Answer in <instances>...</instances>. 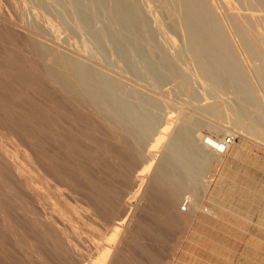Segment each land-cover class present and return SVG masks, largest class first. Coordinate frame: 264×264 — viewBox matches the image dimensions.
<instances>
[{
  "label": "rangeland",
  "instance_id": "374dc122",
  "mask_svg": "<svg viewBox=\"0 0 264 264\" xmlns=\"http://www.w3.org/2000/svg\"><path fill=\"white\" fill-rule=\"evenodd\" d=\"M175 1L138 0L171 33L167 50L184 47L187 31L174 15L184 10L219 22L238 55L228 53L238 70L232 65L222 86L199 89L197 99L187 78L156 89L96 59L73 33L65 39L71 61L113 79L129 101L141 108L138 95L161 101L149 110L161 120L157 132L143 135L134 120L114 119L87 89L73 86L56 43L47 59L34 55L40 81L0 61V264H94L118 226L128 232L115 264H264V0H226L231 10L224 0H188L183 9ZM53 74L69 76L58 83ZM236 85L255 100L245 117L233 113L247 95ZM240 120L261 125L251 133L235 126ZM180 129L199 136L195 146L212 137L230 140L229 147L222 156H193L183 170L166 149ZM161 130L169 131L154 156L148 149Z\"/></svg>",
  "mask_w": 264,
  "mask_h": 264
},
{
  "label": "bare ground",
  "instance_id": "6f19581e",
  "mask_svg": "<svg viewBox=\"0 0 264 264\" xmlns=\"http://www.w3.org/2000/svg\"><path fill=\"white\" fill-rule=\"evenodd\" d=\"M187 2L188 0H176L175 4L182 8V5ZM224 3L231 10L226 0ZM213 14L215 15L214 12ZM174 15L186 29L187 37L185 36L184 47L169 44L167 50L166 43L170 42L171 33L162 27V23L153 22L146 15L145 8L138 4V0L136 3L135 0H0V33H4L0 61L7 65L17 66L30 75L33 73L31 76L39 80L42 73L40 74V69L37 67L39 61H36L34 55L40 56V59H47V55L54 53L51 51V46L54 47L56 43L55 48L59 46V49L55 55L67 70L73 72L72 78L76 83L73 86L83 90L87 89L94 100L106 106L107 112L114 119L117 115L126 122L134 120L140 128V133L147 135L161 128V120L149 111L152 106L160 109L161 101L154 97L137 94L143 106L141 108L129 101L127 96L117 92L119 84L113 79L95 76L94 72L84 67L79 61H71L65 45L66 33L71 32L81 38L83 48L96 59L106 61L115 69L136 77L156 89L167 86L168 81L172 83L181 77L187 78L186 85L193 98L197 99L199 89L204 88L209 91L208 89H213L215 86H222L225 74L229 73L232 65L235 66L233 67L235 70H238L239 65L231 60L228 53L233 52L236 58L238 55L234 51L229 35L220 27L219 22L217 24L203 16H193L191 12L184 10L182 12L178 10L177 13L174 12ZM243 17L245 16L234 18ZM142 41L148 44V49L143 47ZM159 52L166 54L168 59L159 58L157 56ZM68 76L67 74H53L58 83L64 82ZM235 89L240 94H247L242 85H236ZM175 91L178 89L175 88ZM130 93L132 96L136 94L135 91ZM242 102L241 106L234 107L233 113L234 115L239 113L245 117L246 105L254 104L255 100L247 94ZM259 124L257 122L252 127H247L248 124L240 120L236 121L235 126L253 133L254 128ZM168 131H159L156 149H148L154 156L157 152L159 153L157 148L162 144L160 140L168 135ZM198 139L199 136H193L192 132L185 129H180L169 139L166 149L169 150V154L178 157L181 169H191V158L202 156L208 153V150L218 155L223 154L221 153L222 141L212 137L207 139L203 137L200 138L203 142L201 147L195 146ZM35 159L41 165V155L37 153ZM16 166L24 176L25 168ZM149 170L148 168L143 176H148ZM2 180L4 189L7 191L11 184L9 174L7 173ZM30 184L27 183V186ZM127 232L128 227H116L110 240L107 241L106 248L101 252L99 260L94 264H115Z\"/></svg>",
  "mask_w": 264,
  "mask_h": 264
},
{
  "label": "built area",
  "instance_id": "2783aa9c",
  "mask_svg": "<svg viewBox=\"0 0 264 264\" xmlns=\"http://www.w3.org/2000/svg\"><path fill=\"white\" fill-rule=\"evenodd\" d=\"M229 141L230 140H222V145H223V147L221 148L222 150V152L223 151H226L227 149H228V147H229ZM182 209L183 210H186L187 209V202H185V204L183 205V207H182Z\"/></svg>",
  "mask_w": 264,
  "mask_h": 264
}]
</instances>
